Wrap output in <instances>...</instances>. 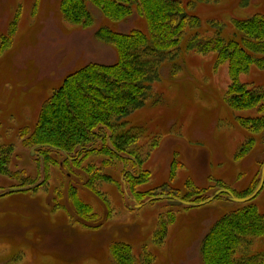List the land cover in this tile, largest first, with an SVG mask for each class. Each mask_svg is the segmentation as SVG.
Wrapping results in <instances>:
<instances>
[{"label":"rangeland","instance_id":"1","mask_svg":"<svg viewBox=\"0 0 264 264\" xmlns=\"http://www.w3.org/2000/svg\"><path fill=\"white\" fill-rule=\"evenodd\" d=\"M61 1L0 0V45L13 30L0 54V264H118L114 245L124 243L136 264H206L210 229L250 204L264 214V186L247 202L225 193L205 205L171 201L199 203L227 188L250 196L262 176L264 130L241 122L260 116L257 109L228 105V62L186 46L195 34L218 31L240 41L235 23L264 16V0H181L195 3L188 13L200 25L186 29L178 67L163 63L146 105L118 122L131 142L69 166L62 161L73 157L28 141L41 107L70 73L117 61V50L96 37L101 28L147 32L148 24L138 13L112 21L89 4L95 22L82 28L63 19ZM255 56L262 63L240 81L264 89V55ZM79 197L88 204L83 213L75 207ZM254 254H264V238L236 251Z\"/></svg>","mask_w":264,"mask_h":264},{"label":"trees","instance_id":"2","mask_svg":"<svg viewBox=\"0 0 264 264\" xmlns=\"http://www.w3.org/2000/svg\"><path fill=\"white\" fill-rule=\"evenodd\" d=\"M89 4L115 22L138 13L146 19L148 31L124 33L101 28L96 37L117 50V61L89 63L70 73L41 107L28 141L73 157L62 161L67 166L76 165L84 154L112 155L125 149L132 137L119 130L118 122L146 105L154 82L161 78L163 63L170 61L178 67L175 61L186 29L200 25V19L188 13L195 3L181 0H62L63 19L82 28L92 26L95 18ZM235 24L240 41L226 40L220 31L214 36L195 34L186 49L202 54L215 52L216 62H228L232 81L227 103L234 109H257L260 116L241 122L260 132L264 130V89L248 88L240 76L253 63H262L255 55H264V16ZM214 25L220 26L218 22ZM12 34L13 30L10 36H2L0 54L11 45ZM139 179H143L142 174ZM75 207L83 213L88 204L79 197ZM256 237L264 238V214L250 204L222 217L210 229L203 242L205 263L264 264V254L236 257L237 249ZM113 253L118 264H136L130 245L115 244Z\"/></svg>","mask_w":264,"mask_h":264},{"label":"water","instance_id":"3","mask_svg":"<svg viewBox=\"0 0 264 264\" xmlns=\"http://www.w3.org/2000/svg\"><path fill=\"white\" fill-rule=\"evenodd\" d=\"M264 186V165H263V169H262V176H261V180H260V183H259V186L257 187V189L248 197H245V198H240V197H237L231 190H228V189H219L215 194L214 196H212L211 198L205 200V201H202V202H199V203H194V202H186V201H180V200H174V201H171L172 204L174 205H178V204H187V205H205L209 202H211L212 200H214L218 195H220L221 193H225L229 196L230 200L232 201H235V202H247V201H250L252 200L253 198H255L259 193L260 191L262 190Z\"/></svg>","mask_w":264,"mask_h":264}]
</instances>
